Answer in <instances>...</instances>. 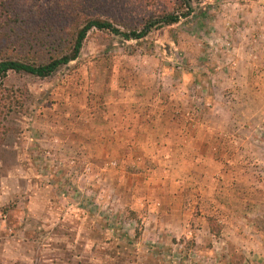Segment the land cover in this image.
I'll return each mask as SVG.
<instances>
[{
  "label": "rangeland",
  "instance_id": "rangeland-1",
  "mask_svg": "<svg viewBox=\"0 0 264 264\" xmlns=\"http://www.w3.org/2000/svg\"><path fill=\"white\" fill-rule=\"evenodd\" d=\"M204 1L0 0V59L33 64L89 19L179 15L138 39L92 28L50 76L0 79V264H264V47L248 78H208L193 21L230 1Z\"/></svg>",
  "mask_w": 264,
  "mask_h": 264
},
{
  "label": "crops",
  "instance_id": "crops-1",
  "mask_svg": "<svg viewBox=\"0 0 264 264\" xmlns=\"http://www.w3.org/2000/svg\"><path fill=\"white\" fill-rule=\"evenodd\" d=\"M227 1H230L227 2L228 6L225 5L228 19L221 21L202 11L193 21L196 22L197 27H192L195 43L200 48L198 55L201 60L205 58V62L209 65L208 78L214 81H218L222 76L229 81L248 78L253 69L248 53L253 49L259 52L260 48L264 47V0ZM211 2L212 0L204 1L202 6ZM205 10L210 11L204 7ZM183 26L188 24L184 22ZM215 28H219L221 33H216ZM197 32L201 34L199 39ZM178 48L180 50V46ZM178 53V58L185 62V52L178 51Z\"/></svg>",
  "mask_w": 264,
  "mask_h": 264
},
{
  "label": "trees",
  "instance_id": "trees-1",
  "mask_svg": "<svg viewBox=\"0 0 264 264\" xmlns=\"http://www.w3.org/2000/svg\"><path fill=\"white\" fill-rule=\"evenodd\" d=\"M187 8L189 11H192V7L190 5H187ZM178 18L179 15L177 14H168L163 16L160 20H147L139 30L132 29L128 31L120 30L118 27L107 20L89 19L84 22L80 28H78L76 36L74 38L72 49L69 53L61 54L58 56H50L44 62H40L37 64L26 63L16 59H0V79L5 76L8 71H22L39 77L50 76L58 69L59 66L67 64L69 61L74 60L78 56L83 40L86 37L87 32L92 28L109 30L114 34L121 35L124 39H138L145 36L152 28H156L163 23L168 24L176 22ZM208 224L210 232L214 235H218L221 230V225H219V223L212 217L208 218Z\"/></svg>",
  "mask_w": 264,
  "mask_h": 264
},
{
  "label": "water",
  "instance_id": "water-1",
  "mask_svg": "<svg viewBox=\"0 0 264 264\" xmlns=\"http://www.w3.org/2000/svg\"><path fill=\"white\" fill-rule=\"evenodd\" d=\"M187 1V3H188V5H192V3H191V0H186Z\"/></svg>",
  "mask_w": 264,
  "mask_h": 264
}]
</instances>
